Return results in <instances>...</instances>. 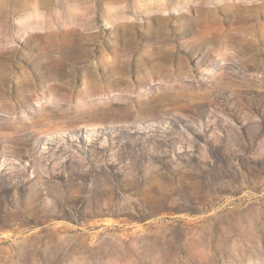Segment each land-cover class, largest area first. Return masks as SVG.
I'll use <instances>...</instances> for the list:
<instances>
[{
  "label": "rangeland",
  "instance_id": "374dc122",
  "mask_svg": "<svg viewBox=\"0 0 264 264\" xmlns=\"http://www.w3.org/2000/svg\"><path fill=\"white\" fill-rule=\"evenodd\" d=\"M0 264H264V0H0Z\"/></svg>",
  "mask_w": 264,
  "mask_h": 264
}]
</instances>
